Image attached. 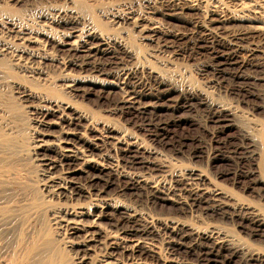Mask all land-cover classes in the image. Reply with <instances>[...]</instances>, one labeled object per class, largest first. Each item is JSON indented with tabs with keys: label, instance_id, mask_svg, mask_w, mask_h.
Returning a JSON list of instances; mask_svg holds the SVG:
<instances>
[{
	"label": "bare ground",
	"instance_id": "bare-ground-1",
	"mask_svg": "<svg viewBox=\"0 0 264 264\" xmlns=\"http://www.w3.org/2000/svg\"><path fill=\"white\" fill-rule=\"evenodd\" d=\"M102 1L75 0L76 5L66 6L56 4V0H42L39 8L34 7L38 9L32 19L24 9L15 7L20 0H0L4 3H0V80L15 84L16 89L14 104L5 113L7 110L9 116L13 113L17 118L16 111L24 109L26 113V101L32 102L31 114L40 127L36 166L43 175L48 200L56 198L59 204L47 226L28 246L22 218L14 214L0 220V230L13 229V237L20 240L17 247L22 256L16 263L264 264L263 251L217 223L203 226L152 210L170 202L176 211L196 221L206 216L234 221L240 215L250 220L255 232L264 229V212L234 199L199 169L154 161V153L133 133L101 122L89 110L73 104L72 99L87 96L99 85L102 94L118 92L113 103L117 108L134 112L140 119L157 120L159 129L167 124L161 120L164 112L192 108L202 109L218 126L237 125L231 118L233 107L205 92L173 85L184 101L180 104L173 101L176 98L172 99L170 91H159L170 77L163 76L162 70L159 74L140 66L135 44L108 28L110 18L101 7ZM156 1L174 10L170 11L172 16L169 14L176 17L174 20L202 35L200 39L213 55L208 66L212 76L248 82L249 74L240 70L243 66H238L235 57L243 48L252 61L263 52L264 0ZM95 6L100 8L96 11ZM152 14L128 18L140 39L165 50L174 49L184 32L181 28L171 33L161 31ZM186 14H194V19L187 21ZM102 75L112 80L101 79ZM26 77L38 81L34 89L26 88ZM90 133L94 137L87 138ZM81 141H85V149ZM10 149V144L0 139V153ZM114 151L121 156H115ZM246 153L256 168L252 173H264V136L253 139ZM0 173L1 181L13 175L8 170ZM120 196L143 198L146 207L133 206V200L132 204L125 203ZM84 198L87 201L80 202ZM32 209L38 213L39 203L35 202ZM20 229L24 240L20 239ZM48 235L56 246L49 259H44L38 240ZM183 251L191 255L189 260H179L183 257L177 255ZM56 255L59 258H54Z\"/></svg>",
	"mask_w": 264,
	"mask_h": 264
},
{
	"label": "rangeland",
	"instance_id": "rangeland-1",
	"mask_svg": "<svg viewBox=\"0 0 264 264\" xmlns=\"http://www.w3.org/2000/svg\"><path fill=\"white\" fill-rule=\"evenodd\" d=\"M72 1L74 3L69 0H56V4L76 5L75 0ZM84 1L89 2V0ZM0 3L4 6L3 2ZM39 3H42V0H20L15 7L24 9L23 12L34 19ZM102 3L103 6L101 5V7L107 10L106 17L110 18L107 23L108 28L116 36L120 35L135 44L138 49L135 50V53L138 56L137 60L140 66L144 70L152 68L158 73L162 70L163 76L170 77L159 88V91H170L172 99L173 97L176 98L173 101L180 102V104L184 101L182 96L178 94L179 92L173 89V85H179L188 90L192 89L191 91L205 92L217 102L233 107L235 113L234 116L231 115L232 117H230L236 121L237 125L218 126L209 120L202 109L192 108L190 110L183 109L176 113L164 112L161 115V120L167 124H164V129H159L158 124L160 123L157 120H153L152 123L151 120L146 119L147 117L140 119L134 112L117 108L113 103L119 95L118 92L113 91L108 93L109 95L102 94L99 85L94 86V89L90 90L91 93L85 96L86 98L79 96L72 99L73 104L76 107L89 110L101 122L114 125L119 130L133 133L154 153L152 155L154 161L159 162L160 159L169 165L175 166L174 164H176L182 168L199 169L211 181L228 190L234 199L259 208L264 212V173H260L261 175L252 173V170L255 171L256 169L255 165L246 157L250 142L264 136V49L253 61L250 60L246 48L237 51L235 62L238 63V66H243L240 70L249 74L248 82L239 83L232 76H212L208 66L211 64L213 55L205 47V41L200 39L202 35L199 32L192 33V30L189 29L191 28L190 25L174 20L176 17H170L172 16L171 13H174L170 6L156 0H103ZM35 6L38 8H34ZM94 8L97 11L100 7L95 6ZM149 11L153 12L154 15H152L155 19L157 18L161 31L171 33L177 32L181 28L180 30L184 32V35L175 41L174 49L165 50L155 42L140 39L138 32L131 26L129 18L135 15H145L150 13ZM193 16L194 14H186L184 19L193 20ZM117 20L118 24H115ZM216 60L221 59L217 58ZM100 78L112 80L107 75H102ZM37 82V80L26 77V88L34 89L33 87L36 86ZM246 83L248 87H246ZM19 84L23 85L24 83L19 82ZM247 88L249 89L247 90ZM15 90V84L9 83L7 85L0 80V139L6 140L11 146L10 151L0 153V172L6 170L13 172V175L8 176L9 178L0 180V220H6L14 214L22 218L26 224V246H28L47 226L52 210L59 204L56 198L48 200L50 195L44 191L43 175L39 171L40 167L36 166L37 160L34 157H37L39 153L36 143L37 139L40 138V127L36 124L34 115L31 114L32 102L26 101V113L23 112L24 109L16 111V116H19L17 118L13 116V113L9 116L7 110L5 113V109H9V106L14 104L12 97L15 95ZM173 114L174 116H172ZM225 114L227 115V112ZM91 136L94 137V133H90L87 138H92ZM84 142L79 143L85 149L86 144ZM114 154L118 157L121 156L119 151H114ZM119 198L123 202L126 200L125 203H133L132 205L135 207L146 205L143 198L125 199L126 197L121 198V196ZM131 200H133L132 203ZM86 201L87 198L80 200V202ZM35 202L40 205L38 213H34L32 209ZM152 211L162 215H176V217L191 223L204 224L203 226L217 223L264 253V229L257 232L252 231L255 227L250 220L243 216H236L234 221H221L207 216L196 221V218L176 211L170 202L161 203ZM0 231V264H18L16 262L22 256L17 247L20 240L13 237V229ZM18 233L20 239L24 240V232L20 229ZM51 238L48 235L45 239L38 240L41 252H45L44 259H49V255L55 250L56 244L51 241ZM183 252L178 253V258L183 257L179 260H189L191 255L185 252L183 254ZM54 258L59 257L56 255ZM84 264L92 263L88 261Z\"/></svg>",
	"mask_w": 264,
	"mask_h": 264
}]
</instances>
